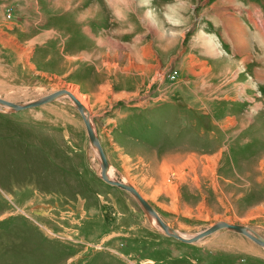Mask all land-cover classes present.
<instances>
[{
  "label": "rangeland",
  "instance_id": "374dc122",
  "mask_svg": "<svg viewBox=\"0 0 264 264\" xmlns=\"http://www.w3.org/2000/svg\"><path fill=\"white\" fill-rule=\"evenodd\" d=\"M113 4L0 0V98L22 105L77 93L114 180L135 187L172 229L189 238L227 222L264 237V0ZM216 13L231 16L226 33L242 36L234 39L245 55L247 27H228L234 16L253 22V57L239 64L240 83L238 70L218 75L209 100L196 99L177 85L211 80L192 76L191 62L204 61L189 47L215 35L207 17ZM217 45L207 55L226 57ZM139 65L148 77L135 83ZM219 87L238 93L236 103L214 98ZM206 103L215 113H198ZM239 103L242 124L230 114ZM100 164L68 97L0 107V264H264V248L229 230L191 245L166 236L132 195L101 179Z\"/></svg>",
  "mask_w": 264,
  "mask_h": 264
},
{
  "label": "crops",
  "instance_id": "0c3cea01",
  "mask_svg": "<svg viewBox=\"0 0 264 264\" xmlns=\"http://www.w3.org/2000/svg\"><path fill=\"white\" fill-rule=\"evenodd\" d=\"M106 1L109 3V7H111L112 10H115V6L113 4L114 0L113 1L112 0H106ZM116 13H117L116 14L117 17L119 19H121L122 21L124 19H126V17L123 15V13L121 11L117 10ZM120 13H122V14H120ZM230 14H233V13H230ZM249 14H251V13H248V15ZM227 16H229V15H227ZM230 17L231 16H229V18H226L225 15H221L218 13H216V16L214 14V16L207 17V19H209V18L211 19L210 24L213 26V28H210V29L211 30L214 29L212 31V33L215 35L204 34L205 36L203 35L201 38H199V40H201L200 43H198V42L192 43V45L189 47V49H192V48L194 49L195 46H196L195 49L196 48L200 49L202 51L201 55L203 54L202 60L204 62H199L196 64L191 62L190 65L195 66V67H199L198 70H194V72H192V76L197 77L199 75L207 74V75H209L211 80L207 81L209 83H206L205 81L192 82L191 86L188 89L186 87L182 86V84L177 85L181 92H183V90H187V91H190L193 94L192 97H195L196 99L203 98V99L209 100L208 98L211 97L210 92H211V90L214 89L213 88L214 83L217 82V78L219 76L228 75V74L232 73L233 70L237 71L239 64H242V62H245L246 57L248 58V60L246 62H248L253 57V55L251 53L252 50H250L251 46L253 48V44H252L253 43V22L247 23V22L243 21L244 20L243 17H241L239 19V18H236V16H234V20H240L241 22H243L244 28L242 29V31L248 29L247 30L248 31L247 32L248 49L250 52L248 53V55L247 54L245 55V53L241 52L240 49L237 47V42L233 38V35L226 33L227 32L226 27L224 26V24L226 25V23L224 22V19H230ZM110 23H111V25L115 24L114 21L113 22L110 21ZM106 24L108 25V21L106 22ZM127 24H128V21H127ZM245 26L247 27V29L245 28ZM163 41H164V38L161 37V42H163ZM170 44H171V41L169 42L168 45H170ZM216 44H218L217 45L218 49L220 52H222V55H223V51L226 53V57H225V55H223V56H218L216 58L215 57L210 58L207 55V51H209L213 47L215 48ZM202 64H205V65H202ZM206 68L208 69L207 71H206ZM250 68H252V71H250V72H253V65L250 66ZM150 71L151 70L148 71V74L150 73ZM240 71L238 70V72H237V73H239L237 75V77H238L237 81H239L238 83L241 82V78H242V77H240ZM185 72H186V69H185ZM134 73H136V76L138 75L137 80L134 81L135 83H139L140 81H145L148 77L147 71H146V65H139L138 67H136V71ZM133 75H135V74H133ZM227 86H229V84ZM231 86L233 87V85H231ZM223 87L222 88L219 87L217 90H215V91H217L216 93H218V95H216V97L214 96V98H221V101H224V102H221V104H224V103L225 104L226 103L235 104L236 103L235 97L238 93L234 92L233 94H230L232 91H229L227 89H226L227 91H223ZM225 88H227V87L225 86ZM239 88H241V87H239ZM243 94L245 95L244 100H246L248 98L250 100H252L251 96H250L253 94L252 92H249V91L246 92L245 91ZM247 94H249V95H247ZM232 100H234V101H232ZM239 105L240 106L233 107L231 109L230 114L235 116L237 123H240L239 121L241 120V124H242V122H245V119H243V115H242L245 111H244L243 107H241V103H239ZM200 107H201V108H199L200 110H197L196 107H191L192 108L191 111L197 110L198 113L200 112L203 114L215 113V111H212L213 107L208 105L207 103L201 104ZM197 111H196V113H197ZM193 112L195 114V111H193ZM259 209L260 208L255 209V210H259Z\"/></svg>",
  "mask_w": 264,
  "mask_h": 264
},
{
  "label": "water",
  "instance_id": "95a60500",
  "mask_svg": "<svg viewBox=\"0 0 264 264\" xmlns=\"http://www.w3.org/2000/svg\"><path fill=\"white\" fill-rule=\"evenodd\" d=\"M62 97H68L75 105L77 111L79 112L82 121L84 123L86 133L89 139V142L93 149L96 151V153L99 156V159L101 161V179L108 185L118 188L122 191H125L132 195L136 201L141 206L143 212L147 216V218L151 221V218H155L157 220V224L160 228V230L163 231V233L173 238L183 244L191 245L196 244L203 239L214 235L215 233L222 231V230H229L234 233H237L239 235H242L249 240H251L253 243H255L257 246L264 248V237H262L259 233H257L255 230L246 227L244 225H236V224H229L227 222H218L214 224L213 226L207 228L206 230L198 233L197 235L191 237V238H185L182 237L179 233H177L176 230L169 227V225L160 217V215L157 213V211L141 196V194L135 189V187L116 181L111 180L108 176L110 164L107 158V155L105 153V150L100 142L99 137L97 136L92 121L89 117V114L87 112V109L85 106L69 91L67 90H61L57 91L53 94L44 96L38 100L29 102L27 104H17L11 101L4 100L0 98V106L10 108L13 112H22L30 109H35L38 107L45 106L47 104L53 103L57 101L58 99Z\"/></svg>",
  "mask_w": 264,
  "mask_h": 264
},
{
  "label": "bare ground",
  "instance_id": "6f19581e",
  "mask_svg": "<svg viewBox=\"0 0 264 264\" xmlns=\"http://www.w3.org/2000/svg\"><path fill=\"white\" fill-rule=\"evenodd\" d=\"M222 3V2H221ZM240 22V21H239ZM239 22H238V20H234V18H233V20L229 23L230 24V26L228 27V29H230L231 30V27L235 30L234 32H241L242 31V26L239 24ZM228 24V23H227ZM258 26H260V25H258ZM258 29L260 30V31H258L259 32V34H260V36H263V31H264V24L261 22V27L259 28L258 27ZM244 31V30H243ZM232 33V32H231ZM235 39H236V41L237 42H240V41H242L243 40V38H242V36H238L237 38L236 37H234ZM263 39H264V37H263ZM218 55H216V57H217ZM221 56V55H220ZM70 93H72L84 106H85V108L87 109V112H88V114H89V117H90V119H91V114H90V111H89V109L90 108H88L87 107V104L85 103V98L84 97H81V96H79L77 93H73V92H71L70 90H68ZM1 107V106H0ZM2 108H5V109H8V110H11L10 108H6V107H2ZM39 108V107H38ZM27 111V110H26ZM92 120V119H91ZM94 128V127H93ZM95 130V129H94ZM96 132V131H95ZM96 152V151H95ZM100 166H101V164H100ZM111 170V169H110ZM110 170H109V173H108V176H109V178L111 179V180H114V175L110 172ZM101 176V175H100ZM142 196V195H141ZM143 197V196H142ZM144 198V197H143ZM145 199V198H144ZM139 204V203H138ZM151 223L155 226V227H157L159 230H160V228H159V226H158V224H157V220L155 219V218H151ZM170 227V226H169ZM162 233H163V231L162 230H160ZM220 232V231H219ZM177 233H179L182 237H185V238H188V237H186L185 235H183V234H181L180 232H177ZM218 233V232H217ZM216 234V233H215ZM189 238H191V237H189Z\"/></svg>",
  "mask_w": 264,
  "mask_h": 264
}]
</instances>
